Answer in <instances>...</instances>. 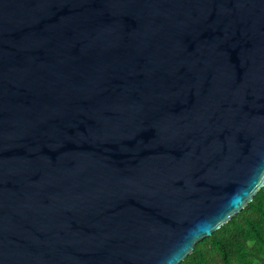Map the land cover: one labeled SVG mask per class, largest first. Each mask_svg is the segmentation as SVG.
Instances as JSON below:
<instances>
[{
    "label": "water",
    "instance_id": "95a60500",
    "mask_svg": "<svg viewBox=\"0 0 264 264\" xmlns=\"http://www.w3.org/2000/svg\"><path fill=\"white\" fill-rule=\"evenodd\" d=\"M264 187V0H0V264H180Z\"/></svg>",
    "mask_w": 264,
    "mask_h": 264
},
{
    "label": "trees",
    "instance_id": "16d2710c",
    "mask_svg": "<svg viewBox=\"0 0 264 264\" xmlns=\"http://www.w3.org/2000/svg\"><path fill=\"white\" fill-rule=\"evenodd\" d=\"M180 264H264V187Z\"/></svg>",
    "mask_w": 264,
    "mask_h": 264
}]
</instances>
